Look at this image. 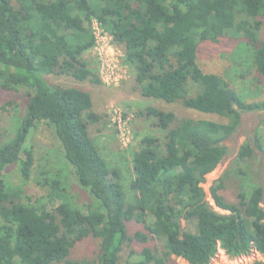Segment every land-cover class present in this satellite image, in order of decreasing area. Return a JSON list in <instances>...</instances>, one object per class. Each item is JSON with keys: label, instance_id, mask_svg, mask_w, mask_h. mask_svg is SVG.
Listing matches in <instances>:
<instances>
[{"label": "trees", "instance_id": "1", "mask_svg": "<svg viewBox=\"0 0 264 264\" xmlns=\"http://www.w3.org/2000/svg\"><path fill=\"white\" fill-rule=\"evenodd\" d=\"M94 21L122 51L142 98L228 120L146 108L165 142L151 136L140 141L132 202L126 201L120 170L109 166L91 136L101 120L91 94L47 79L101 84L87 59L96 45ZM226 37L246 40L248 75L263 81L264 0H0V88L28 92L15 133L0 143V264H121L126 245L133 243L142 249L131 251L129 261L139 256L132 264H171L173 257L210 264L220 250L233 259L253 251L264 255V188L239 194L235 204L222 195L223 183L216 184L211 191L225 212L220 213L201 186L227 155L223 142L236 132L242 114L264 112V99L248 102L226 78L200 67L201 44ZM42 124L54 128L88 202L78 203L61 180H47L50 189L40 198L7 181L11 165L25 183L31 179L32 140ZM253 152L246 142L240 158ZM182 220L189 230L182 229ZM134 222L143 231L130 237ZM151 231L162 249L152 247ZM90 238L99 240L97 258L72 260L76 247Z\"/></svg>", "mask_w": 264, "mask_h": 264}, {"label": "rangeland", "instance_id": "2", "mask_svg": "<svg viewBox=\"0 0 264 264\" xmlns=\"http://www.w3.org/2000/svg\"><path fill=\"white\" fill-rule=\"evenodd\" d=\"M109 55L99 53L96 47L87 54V59L94 63L97 78L101 84L92 81L79 82L65 76H49L47 79L53 86L78 87L91 94L95 112L100 115L99 123L94 124L90 133L99 147L102 155L112 169H118L122 175V187L126 201L132 202L135 193L131 189L134 179V152L140 147V141L147 136L159 138L165 142V133L155 126V120L146 117L148 107H156L165 111L177 113L180 117L206 119L209 121L225 122L228 120L217 115L198 113L183 108L180 104L169 105L153 99H144L137 92L135 78L124 62V56L117 44L110 40ZM246 40L226 37L219 43H202L198 63L208 73H214L226 78L241 96L248 102L264 99V80L258 81L255 75H248L250 68L245 63ZM108 66V67H106ZM252 72V71H250ZM118 73V74H117ZM198 89L191 86V94H197ZM27 90L17 89L6 91L0 88V143L11 137L25 113L27 104ZM142 113V115H138ZM122 115L129 119V143L123 145L119 139L117 118ZM264 112H250L242 114L241 124L236 132L223 145L227 148V155L218 168L207 175L202 187L206 199L214 209H219L213 199L211 189L218 183H223L222 195L229 202L239 204V194L249 195L256 187L264 188ZM32 144L35 148L36 165L32 177L24 182L18 167L9 166L6 170L7 181L14 186H22L29 196L40 198L45 196L50 184L47 180H61L68 184L80 204L89 201V195L79 185L75 168L65 159L64 149L54 128L42 124L36 130ZM248 142L253 147L250 158L241 159L240 152ZM59 203L56 204L58 207ZM264 208V200L262 204ZM148 224L153 227L154 220L150 218ZM188 222L182 220V229L189 230ZM143 231L139 223L129 224V235ZM154 238L152 247L162 249L160 238L151 231ZM140 243L126 245L121 258V264H128L131 251L140 253ZM99 253V240L88 239L76 247L72 253V260H93ZM263 261L264 255L253 251L250 255L240 258H230L223 250L210 264H249ZM139 256L135 255L129 263H138ZM171 264H189L183 259L173 257Z\"/></svg>", "mask_w": 264, "mask_h": 264}, {"label": "built area", "instance_id": "3", "mask_svg": "<svg viewBox=\"0 0 264 264\" xmlns=\"http://www.w3.org/2000/svg\"><path fill=\"white\" fill-rule=\"evenodd\" d=\"M93 30H94L95 39H96V45H95L96 49L98 50L99 53L103 52L104 56L109 55V52H108L110 50L109 42L110 40H113V38L96 21L93 22ZM115 123H117L118 129H119L120 142L126 146L127 143H129V138L127 136L130 133L129 125H128L129 119H126L125 117L120 115L119 118H117V121Z\"/></svg>", "mask_w": 264, "mask_h": 264}, {"label": "water", "instance_id": "4", "mask_svg": "<svg viewBox=\"0 0 264 264\" xmlns=\"http://www.w3.org/2000/svg\"><path fill=\"white\" fill-rule=\"evenodd\" d=\"M201 186H202V184H201Z\"/></svg>", "mask_w": 264, "mask_h": 264}]
</instances>
